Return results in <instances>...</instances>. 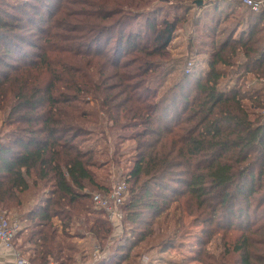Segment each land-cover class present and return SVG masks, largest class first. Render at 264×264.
I'll return each instance as SVG.
<instances>
[{
	"label": "trees",
	"instance_id": "trees-1",
	"mask_svg": "<svg viewBox=\"0 0 264 264\" xmlns=\"http://www.w3.org/2000/svg\"><path fill=\"white\" fill-rule=\"evenodd\" d=\"M49 1L0 0V104L10 107L17 125L9 139L0 138V209L12 201L24 209L20 222L29 227L20 248L33 246L30 261L76 264L80 246L68 240L85 234L69 232L73 221L90 211V189H112L96 178L94 170L105 167L97 152L81 147L105 122L119 140L136 145L121 223H143L145 212L159 217L169 202L162 193L180 183L196 222L236 235L221 264H264V90L245 85L249 76H264V11L249 10L251 20L216 44L206 69L183 72L172 93L160 96L154 77L182 21L164 8L172 1L152 8L151 0ZM202 1L201 11L210 4L223 16L221 0ZM223 2L242 7L238 0ZM26 46L32 52L13 63ZM238 56L241 62L234 61ZM178 88L184 92L176 94ZM171 103L183 105L178 116ZM100 214L84 240L111 233ZM155 234L141 231L134 246ZM118 251L122 256L125 249ZM130 255L115 256L117 264Z\"/></svg>",
	"mask_w": 264,
	"mask_h": 264
},
{
	"label": "rangeland",
	"instance_id": "rangeland-1",
	"mask_svg": "<svg viewBox=\"0 0 264 264\" xmlns=\"http://www.w3.org/2000/svg\"><path fill=\"white\" fill-rule=\"evenodd\" d=\"M6 1L11 4H20L24 2V0ZM170 1H172V3L170 2L164 5V8L170 12L169 18L171 19L174 15H178L182 21L168 48L170 55L167 60H162L163 66L161 70H159L160 73H157L154 77L158 78V80L155 81L156 84H161V88H158L160 93H162L160 96L167 91H170V94L172 93L171 89L175 87L177 83L179 84L183 72L187 74L189 71H193L190 75L200 74L201 71L197 69H206L207 62L211 58L216 44L218 45L223 42L228 34H230L231 30L237 29L238 26L241 28L248 22L247 20H251L250 11L241 7L236 2L226 7L223 0H221L220 7L223 8L222 10L224 12L222 17H218L212 13L213 7H209L210 4L203 6L205 8L204 11L199 9V7L204 4L202 0L200 1L202 2L200 5L181 0ZM158 2V0H151V8L158 6ZM49 3L51 5L53 4L52 6L59 4L58 0H50ZM185 5L191 6L189 10L185 8ZM8 11L12 14L15 13L14 10ZM15 14L20 15V13ZM34 20L38 24L41 21L38 17ZM201 21H204V26H202L203 23L200 24ZM43 24L44 22L41 26H43ZM203 27H205V29H202ZM236 34L237 31L234 35ZM28 36L31 38L32 34ZM111 43H114V40H112ZM29 52H32V50L26 46L24 50L20 52V57L17 56L13 60V63L19 62L21 57H24ZM242 60L240 56L234 59L235 62H241ZM243 81L242 79L238 84L241 85ZM245 85H247V87L255 86L257 89L264 90V76L258 81L255 76H249ZM182 91L178 88L176 94ZM91 99L88 98V100L91 101L90 104L94 106ZM167 104H169V102ZM172 104L174 114L178 116L182 112L183 105L171 103V105ZM9 113L10 107L8 105L6 107L5 104H0V138L4 141L9 139L12 133L17 132V125L9 119ZM101 124L102 129H100L101 127L99 126L94 127L95 134L83 141L84 143L81 144V147L86 151L93 149L97 152L98 163L101 166L105 165V167L94 170L97 175L96 178L102 184H106L109 188H112L114 185L127 178L126 175L133 165L136 145L132 139L125 140L120 137L119 140L117 132H112L109 125L107 127L105 122H101ZM171 187L172 189L170 191L162 193L168 197L167 201H169L168 209L165 210L163 214L157 217L155 214L150 215L145 212L142 217L143 223L130 224L123 222L119 224L120 226L118 228H116V226L114 227L111 222L108 221L111 224V233L105 240H95L91 237L87 240L83 239L85 236L90 235L87 232V227L91 226L93 222L104 218L102 214H100L103 211L96 209L91 201H87L86 204L87 207H90V211L88 213L80 212L77 217L78 219L73 221L74 223L69 231L72 234H85L83 235L84 237H74L68 240L69 243L80 246V252L76 256V264H95L104 258L111 259L107 264H117L115 256L120 257V260H122L121 257L125 256L127 253H131V258L123 264H221L220 256L226 250L228 240L236 235L233 234V232L227 234V232H225L226 229L223 228L224 230H220L221 227L219 228L217 225L210 227L209 231H206V226L196 222L195 218L189 215L186 206H184L185 198L182 197L185 190L184 186L180 183H171ZM46 188L49 189L50 186L48 185ZM46 188L44 190H47ZM39 189H43L42 186H39ZM90 190L91 197L93 194L98 193L96 189ZM25 198V200H27L29 195H26ZM28 203L30 202L28 201ZM20 210H24L23 208L20 209V203L18 204L12 201L7 205L1 206L0 213H9L11 217L20 221L22 212ZM144 223L150 224L151 227H148V225ZM24 226L27 229L29 223L26 222L23 224V227ZM213 229L215 233L210 238V231ZM146 230L155 231L156 234L154 236H149L147 241L139 243V245L135 247L134 245L138 240V235L141 231L146 232ZM20 244H22V239L20 242L19 238L15 244L16 247L25 257L27 256L24 253H28L31 257L33 254V246L26 244L23 250L20 248ZM119 248L125 249L122 256L119 253L120 251H118ZM97 249L100 251L99 254L97 253ZM138 255L140 258H135V256Z\"/></svg>",
	"mask_w": 264,
	"mask_h": 264
},
{
	"label": "built area",
	"instance_id": "built-area-1",
	"mask_svg": "<svg viewBox=\"0 0 264 264\" xmlns=\"http://www.w3.org/2000/svg\"><path fill=\"white\" fill-rule=\"evenodd\" d=\"M242 7L255 13L264 11V0H238ZM126 181L114 185L109 194L96 193L92 196V201L96 209L103 211L108 221L115 227L121 224L124 219L123 206L128 195ZM23 230L22 223L11 217L9 213H0V255L4 252L15 258V264H35L25 257L16 248L15 244L19 240ZM99 249L97 253L99 254ZM53 264V263H52Z\"/></svg>",
	"mask_w": 264,
	"mask_h": 264
},
{
	"label": "crops",
	"instance_id": "crops-1",
	"mask_svg": "<svg viewBox=\"0 0 264 264\" xmlns=\"http://www.w3.org/2000/svg\"><path fill=\"white\" fill-rule=\"evenodd\" d=\"M30 203L26 202L25 200V209H27V207L29 206ZM120 225L117 224L116 228H118ZM20 242H21V238H20ZM20 253H22L20 251ZM27 257L29 256L28 253H24ZM30 257V256H29ZM0 264H15V258L12 257L9 254H6L5 252L3 254L0 255Z\"/></svg>",
	"mask_w": 264,
	"mask_h": 264
},
{
	"label": "water",
	"instance_id": "water-1",
	"mask_svg": "<svg viewBox=\"0 0 264 264\" xmlns=\"http://www.w3.org/2000/svg\"><path fill=\"white\" fill-rule=\"evenodd\" d=\"M198 4L200 5V4H202V2L199 1Z\"/></svg>",
	"mask_w": 264,
	"mask_h": 264
}]
</instances>
